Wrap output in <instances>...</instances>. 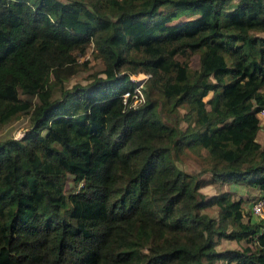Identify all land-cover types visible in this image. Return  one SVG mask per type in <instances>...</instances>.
Returning <instances> with one entry per match:
<instances>
[{"label": "trees", "instance_id": "16d2710c", "mask_svg": "<svg viewBox=\"0 0 264 264\" xmlns=\"http://www.w3.org/2000/svg\"><path fill=\"white\" fill-rule=\"evenodd\" d=\"M90 46L103 75L64 89ZM263 107L264 0H0V127L30 119L0 138V264H264V219L178 165L264 194Z\"/></svg>", "mask_w": 264, "mask_h": 264}, {"label": "rangeland", "instance_id": "374dc122", "mask_svg": "<svg viewBox=\"0 0 264 264\" xmlns=\"http://www.w3.org/2000/svg\"><path fill=\"white\" fill-rule=\"evenodd\" d=\"M62 1H68V0H62ZM87 1V0H86ZM197 16V14H182L178 19H175L172 21V23H177L178 21L185 20L187 18H192ZM87 60L88 64L87 66L77 72L76 74L72 75L70 78L66 79L63 82V88H69L73 84H81L84 85L91 81L93 76H101L102 74V69H103V62L102 60L95 54V52L92 49V46H90L87 50V53L85 56L80 57L79 61H84ZM199 60H198V55H192L190 58L189 65L191 69H196L198 67ZM139 75V78H144L145 73H139L136 74V76ZM147 78H145L146 80ZM158 95V94H156ZM24 97V95H21ZM59 96V91L57 90L53 94V98ZM144 99L145 95L143 93ZM208 97V96H207ZM207 97L205 99H207ZM33 102L37 101V96L32 97ZM187 110V105L182 104L179 105L177 111H178V117H182L180 120L179 124L183 128L187 125L186 123V118L183 117V114ZM173 115L169 117L167 114L162 111V118L165 121H170L172 122ZM192 120V118H191ZM30 126V119H29V114L23 113L16 118L12 119L2 127H0V138H5V137H14V138H19L22 136L24 131H26L27 128ZM260 130V129H259ZM261 132V130H260ZM263 133V130L262 132ZM261 133L259 136V140L262 139ZM261 143L263 144L264 141L263 139L261 140ZM198 149V148H197ZM211 161L209 159L208 153L204 149H198L197 151L191 149H186L185 152H183L180 155V161L178 162V165L183 168L187 172H192V173H197L199 175V178L204 182L203 186L200 188V191H202L205 195L211 196L216 193H221L222 191L228 192L233 199H241L243 200V209L245 212V217H249L252 220H256L255 217H252L250 213V205L253 199H255L257 196L260 195L258 191H256L254 188H251L248 185L245 184H239L235 182L227 183V182H217L213 181L210 182L211 180V175L210 171L208 170L209 165ZM73 185V180L72 176L68 175V181L66 183V189L71 188ZM203 212L208 213L210 216L217 218L219 214V210L216 206L212 207H207L203 209ZM230 228V227H229ZM249 243L247 242L246 239H242L240 241H235V240H229V239H220L218 244L216 245L215 249L218 251L224 250V249H229V248H236V249H242L245 246H248ZM252 248L254 247V244L252 243L251 245ZM213 264H226L225 261L223 260H216Z\"/></svg>", "mask_w": 264, "mask_h": 264}, {"label": "built area", "instance_id": "2783aa9c", "mask_svg": "<svg viewBox=\"0 0 264 264\" xmlns=\"http://www.w3.org/2000/svg\"><path fill=\"white\" fill-rule=\"evenodd\" d=\"M144 78H139V75H131V79L136 82V87L134 88L133 91V98L135 103H140L143 102L144 96H143V89H144V81L145 78H148V74L144 75ZM129 93H125L124 97L128 96ZM257 118L259 120L260 125L262 126V129L264 128V107L260 109L257 112ZM250 213L252 217H255L256 220H261L264 219V194H261L257 196L253 201L251 202L250 205Z\"/></svg>", "mask_w": 264, "mask_h": 264}, {"label": "crops", "instance_id": "0c3cea01", "mask_svg": "<svg viewBox=\"0 0 264 264\" xmlns=\"http://www.w3.org/2000/svg\"><path fill=\"white\" fill-rule=\"evenodd\" d=\"M260 130H261V132H262L263 129L261 128ZM260 130L257 132V136H256V140H257L259 143H261V140L263 139V133H261ZM260 133H261V137H262L261 140H259Z\"/></svg>", "mask_w": 264, "mask_h": 264}]
</instances>
